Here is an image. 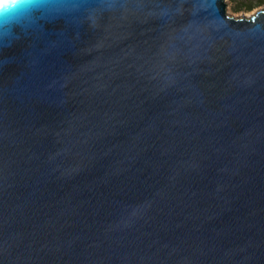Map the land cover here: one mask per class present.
I'll use <instances>...</instances> for the list:
<instances>
[{
  "label": "water",
  "instance_id": "95a60500",
  "mask_svg": "<svg viewBox=\"0 0 264 264\" xmlns=\"http://www.w3.org/2000/svg\"><path fill=\"white\" fill-rule=\"evenodd\" d=\"M0 264H264V10L15 8L0 24Z\"/></svg>",
  "mask_w": 264,
  "mask_h": 264
},
{
  "label": "rangeland",
  "instance_id": "374dc122",
  "mask_svg": "<svg viewBox=\"0 0 264 264\" xmlns=\"http://www.w3.org/2000/svg\"><path fill=\"white\" fill-rule=\"evenodd\" d=\"M258 1L260 0H226L227 12L228 14L234 15L235 17L252 16L255 14L256 11L264 10V0H262V2L260 3H256ZM251 4L252 6L250 8H243L245 5Z\"/></svg>",
  "mask_w": 264,
  "mask_h": 264
},
{
  "label": "clouds",
  "instance_id": "9594fccd",
  "mask_svg": "<svg viewBox=\"0 0 264 264\" xmlns=\"http://www.w3.org/2000/svg\"><path fill=\"white\" fill-rule=\"evenodd\" d=\"M40 0H17L14 9L19 7L23 9H29L33 14L39 9ZM14 9L6 11H0V24H8L14 20ZM14 24V23H13Z\"/></svg>",
  "mask_w": 264,
  "mask_h": 264
},
{
  "label": "snow or ice",
  "instance_id": "6c2138e0",
  "mask_svg": "<svg viewBox=\"0 0 264 264\" xmlns=\"http://www.w3.org/2000/svg\"><path fill=\"white\" fill-rule=\"evenodd\" d=\"M10 6H14V0L11 4H6V0H0V11H8Z\"/></svg>",
  "mask_w": 264,
  "mask_h": 264
},
{
  "label": "trees",
  "instance_id": "16d2710c",
  "mask_svg": "<svg viewBox=\"0 0 264 264\" xmlns=\"http://www.w3.org/2000/svg\"><path fill=\"white\" fill-rule=\"evenodd\" d=\"M260 2H262V0H260V1L256 2V3H260ZM251 6H252V4H251V5H245L243 8H244V9H248V8H250Z\"/></svg>",
  "mask_w": 264,
  "mask_h": 264
},
{
  "label": "bare ground",
  "instance_id": "6f19581e",
  "mask_svg": "<svg viewBox=\"0 0 264 264\" xmlns=\"http://www.w3.org/2000/svg\"><path fill=\"white\" fill-rule=\"evenodd\" d=\"M253 14H254V12H253ZM251 15V14H250Z\"/></svg>",
  "mask_w": 264,
  "mask_h": 264
}]
</instances>
